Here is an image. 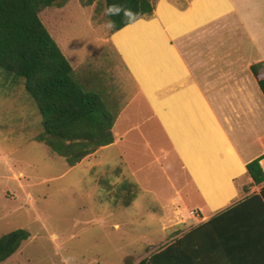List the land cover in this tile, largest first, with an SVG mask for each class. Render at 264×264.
Returning a JSON list of instances; mask_svg holds the SVG:
<instances>
[{
  "label": "rangeland",
  "instance_id": "rangeland-1",
  "mask_svg": "<svg viewBox=\"0 0 264 264\" xmlns=\"http://www.w3.org/2000/svg\"><path fill=\"white\" fill-rule=\"evenodd\" d=\"M86 1L66 0L60 8L41 10L38 18L72 64L83 58L101 63L100 77L114 87L124 84L133 93L120 59L104 43L112 33L104 27L107 20L103 0H90L89 4ZM157 1L150 0L153 10L142 20L155 18ZM142 20L115 32L112 42L132 51L130 58L122 56L129 67L133 61H141L143 68L152 69L161 54L147 55L152 35L146 36L148 29ZM170 42L183 44L187 50L191 38L178 39L174 35ZM195 55L196 62L191 65L202 95L221 123L230 125L229 138L246 161L252 151L264 148V138L260 143L256 139L263 131L262 118L230 116L242 103L235 99L239 95L231 93L236 88L215 81L207 52ZM153 71L161 82V67ZM257 73L258 77L264 76V65ZM6 78L12 76L0 70V236L22 229L28 238L0 264H136L167 237L175 236L178 224L185 222L180 226L183 229L192 220H199L195 209L201 215L208 213L194 183L170 149L157 118L153 117L140 131L130 132L123 142L101 151L99 162L88 160L65 171V159L36 140L41 134V119L24 91L23 81L13 77L14 82H9ZM252 80L255 82L253 76ZM249 91L252 96V89ZM137 101L140 106L138 98ZM148 115L145 111V117ZM140 118L129 116L128 122L132 125ZM119 125L124 128L126 122L120 121ZM140 133H144L149 149L143 145ZM130 140L133 147H128ZM161 150L167 153L165 158ZM18 171L22 175L17 176ZM248 182L240 176L233 180V186L239 189ZM215 183L220 185L219 181ZM248 189L252 192L257 187ZM203 199L206 203L212 197ZM190 211L194 218L189 216Z\"/></svg>",
  "mask_w": 264,
  "mask_h": 264
},
{
  "label": "crops",
  "instance_id": "crops-1",
  "mask_svg": "<svg viewBox=\"0 0 264 264\" xmlns=\"http://www.w3.org/2000/svg\"><path fill=\"white\" fill-rule=\"evenodd\" d=\"M154 15L153 20L141 19L148 29L146 36L152 35L149 37L151 47L147 50V55L153 57L159 52L161 54L154 60L155 66L152 69L143 68L141 61H133L129 67L122 56L130 58L133 53L127 50V46H114L112 35L115 32L104 39V43L120 59L133 93L124 84L114 87L112 82L108 83L100 77L99 73L103 68L101 63L93 64L91 60L83 58L72 64L68 59L69 55L52 39L70 65L74 82L82 91L95 95L103 109L113 117L110 129L112 143L98 147L95 154L83 157L72 166L65 165V171L88 160L99 162L98 154L101 151L123 142L130 132L140 131L139 128L153 117L157 118L159 122L155 120L170 149L178 157L208 210V213L201 215L194 208L200 219L189 221L190 225L183 229L180 226L185 222L178 224L175 236L167 237L161 246L174 239L179 246L182 237L185 240L186 235L191 232V253L198 260L193 264H223L222 260L230 258L236 264H264V221L253 222L248 219L237 226L226 220L208 221L246 195L241 192L243 186L239 189L233 186V180L244 176L250 183L244 174V165L262 154L264 148L252 151L246 161L241 159L236 144L228 135L230 125L224 126L216 111L206 103L200 81L191 65L196 62L195 53H208L210 67L214 69L211 75L215 81H223L230 89L236 88L231 93L239 95L235 99L242 102L238 110L230 116H243L244 120L250 116L262 118L263 131L256 138L260 143L264 138V99L252 80L249 67L264 62V0H158ZM174 35L178 39L191 38L187 50L183 44L174 45L170 42V37ZM131 38L135 41L136 35L133 34ZM117 49H120L121 55ZM185 53L189 54V59ZM157 66L163 70L164 77L161 82H158L159 79L153 71ZM6 80L14 82L15 79ZM251 89L252 96L249 93ZM254 100H258V103ZM145 111L149 113L146 117ZM136 115L141 118L138 123L131 125L128 118ZM120 121L126 122L124 128H120ZM139 136L144 142L143 145L149 149L151 146L146 143L144 133ZM128 144V147L134 146L131 140ZM160 154L163 158L167 155L162 150ZM3 159L7 161L5 157ZM18 175L22 173L18 171ZM227 175L229 179L226 178ZM217 181L220 185L215 183ZM258 190L259 187L252 192ZM238 195L239 199L234 200ZM203 197L212 199L205 203ZM238 226L241 233L232 228L237 229ZM234 236L241 238L240 244H229L236 242Z\"/></svg>",
  "mask_w": 264,
  "mask_h": 264
},
{
  "label": "trees",
  "instance_id": "trees-1",
  "mask_svg": "<svg viewBox=\"0 0 264 264\" xmlns=\"http://www.w3.org/2000/svg\"><path fill=\"white\" fill-rule=\"evenodd\" d=\"M65 1L0 0V70L23 81L24 91L41 119V134L36 140L64 158L67 166H72L96 148L112 143L110 129L113 117L103 109L95 95L82 91L74 82L70 65L38 18L41 10L62 7ZM89 1L84 3L89 4ZM113 4L131 8L141 17L150 16L153 10L150 0H103L104 9ZM106 20L116 22L110 33L127 26L122 15L106 16ZM262 65L264 62L253 64L249 71L264 99V76L258 77L257 73ZM256 161L255 158L244 165V174L250 180L241 188L246 195L208 221L226 220L236 226L248 219L264 221V172ZM249 187H259V190L249 193ZM232 228L241 233L239 226ZM192 237L191 232L185 240L182 237L179 246L174 239L139 259L136 264L196 263L198 260L191 253ZM27 238L28 233L22 229L1 235L0 263L15 253ZM233 238L236 242H230V245L241 243L240 237ZM225 262L236 264L231 258L222 260L223 264Z\"/></svg>",
  "mask_w": 264,
  "mask_h": 264
},
{
  "label": "clouds",
  "instance_id": "clouds-1",
  "mask_svg": "<svg viewBox=\"0 0 264 264\" xmlns=\"http://www.w3.org/2000/svg\"><path fill=\"white\" fill-rule=\"evenodd\" d=\"M105 16H123V20L127 25H133L139 23L142 19L139 12L133 11L131 8H126L121 4H113L105 8ZM104 27L108 30H112L116 27V22L113 20H107Z\"/></svg>",
  "mask_w": 264,
  "mask_h": 264
},
{
  "label": "built area",
  "instance_id": "built-area-1",
  "mask_svg": "<svg viewBox=\"0 0 264 264\" xmlns=\"http://www.w3.org/2000/svg\"><path fill=\"white\" fill-rule=\"evenodd\" d=\"M257 166L261 169L262 172H264V151L262 154H260L257 158ZM190 216H193L194 212L190 211L188 212Z\"/></svg>",
  "mask_w": 264,
  "mask_h": 264
}]
</instances>
